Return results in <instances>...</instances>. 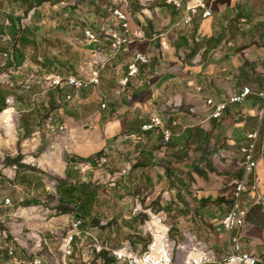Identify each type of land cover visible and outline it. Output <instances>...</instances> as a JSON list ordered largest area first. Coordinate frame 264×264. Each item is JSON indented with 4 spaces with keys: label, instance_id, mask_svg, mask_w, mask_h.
<instances>
[{
    "label": "crops",
    "instance_id": "crops-1",
    "mask_svg": "<svg viewBox=\"0 0 264 264\" xmlns=\"http://www.w3.org/2000/svg\"><path fill=\"white\" fill-rule=\"evenodd\" d=\"M122 1L126 5L115 9L129 16L132 31L143 33V39L132 45V54L143 53L150 64L140 67L139 76L120 95V81L129 74L132 54L114 57L110 51L108 34L122 31L113 17L114 8L104 6L105 24H95L92 12L86 15L87 21L79 17L84 22L79 25L73 18L82 13L73 0H0V110H9L7 117H0V139L13 150L9 158L22 157L19 165H7L8 158L0 160V254L7 259L3 264L12 261L10 241L18 242L23 236L21 221L25 226L42 227L40 239L51 250V238L62 236L63 226L68 228L75 219L83 221L82 229H94L99 234L95 222L102 217L100 224L107 230H116L118 218L120 222L137 220L144 214L150 218L152 209L145 210L142 204L141 213L132 216L134 206L141 203L136 190L147 189L148 202L159 195L162 201L179 202L181 197L174 195L167 180L170 170L161 169L156 161L159 156L168 161L187 156V161L191 150L202 160L207 152L206 133L212 127L214 144L223 148L220 155H238L239 162L246 135L258 134L256 174L264 195V119H260L263 109L259 97L264 89V0H203L211 17L203 19L198 11L190 29L181 24L185 12L175 10L166 0H138L137 8L130 7L128 0ZM86 31L100 37L101 44L90 43ZM161 34L166 36V51L161 48ZM104 47L108 54L101 52ZM17 50L21 56L17 57ZM97 57L104 64V71L98 73ZM18 59H23L22 65L17 66ZM96 74L101 84L82 91L40 84L52 77L87 79ZM196 88H200L199 94ZM244 88L252 94L243 105H228L221 120L211 119L213 111L205 106L206 100L223 104ZM70 96L72 102L68 101ZM8 99L15 100L11 108ZM163 110L172 113L164 118ZM157 116L164 129L172 133L171 147L164 152L157 148L161 129L142 131ZM48 120L56 133L46 129ZM102 156L108 158V171L96 167ZM77 160L90 162L94 170L80 173L73 167ZM191 164L185 163L191 179L197 180L191 187L197 191L192 200L201 208L195 212L203 210L204 220L217 225L212 230L211 224L201 227L197 240L222 259L229 252L230 236L238 235L244 251L261 257L260 264H264L263 206L249 203L244 224L231 234L220 227L231 210L241 168L220 174L200 167L207 174L205 180L197 176V168ZM126 167H130L128 175L109 179ZM127 190L129 195L120 198ZM7 199L11 204H6ZM224 205L229 211L218 214ZM160 215L167 221L164 213ZM140 228L142 232L134 231L139 238L133 244L127 242L142 253L150 240L143 244V237L149 234ZM184 233L171 237L170 232V237L182 243ZM111 237L109 234L103 239L112 246L122 242L117 244ZM78 247L75 244L76 252ZM106 264L118 263L107 259Z\"/></svg>",
    "mask_w": 264,
    "mask_h": 264
},
{
    "label": "built area",
    "instance_id": "built-area-1",
    "mask_svg": "<svg viewBox=\"0 0 264 264\" xmlns=\"http://www.w3.org/2000/svg\"><path fill=\"white\" fill-rule=\"evenodd\" d=\"M166 3L177 11L185 12V17L181 24L186 29L192 27L193 19L197 16L198 11L202 12L201 16L203 19L211 17V12L206 8L203 0H166ZM113 12L116 23L120 24L122 31L108 34L110 51L114 57L132 54V45L136 41L143 39V33L141 31L136 33L132 31L131 19L124 11L116 9ZM165 37L164 34H161L159 37L163 51L168 49L164 42ZM86 38L92 44H101V38L96 36L92 31H86ZM149 64V58L144 56L143 53L135 52L132 54L129 74L120 81V95L124 94L130 83L139 76L140 67L148 66ZM40 84L50 89L69 87L82 91L90 87H98L101 81L100 76L96 74L87 79L52 77L45 79ZM200 91V88H196L197 94ZM251 94L252 92L249 88H244L241 93L232 95L226 103L215 104L212 99H208L205 101V106L213 111L211 119L221 120L228 105H243ZM259 97L263 109L260 119L263 120L264 89ZM73 99L72 96L68 97L69 102H72ZM14 104V99L7 100V105L10 108ZM8 111L0 110V116L7 114ZM191 113L195 114L197 112L196 110H191ZM45 127L48 131L56 133V128L52 125L51 120L46 122ZM155 129H161L163 131L165 142L171 140L172 133L164 129L163 122L158 116L152 117L150 122L142 127L143 132H152ZM246 141L247 144L241 146L239 149V154L242 159L239 165L242 173L241 177L235 181L233 204L231 210L221 220L222 229L227 234H231L244 224L249 203L264 207V195L259 190V178L256 174L258 160L255 154L258 134L251 133L246 135ZM261 159L264 161V153ZM73 167L80 173L85 174L94 170L95 165L90 162L77 160L73 163ZM96 167L97 169L108 171L110 168L108 158L102 156L97 162ZM129 172L130 167H126L119 174H110L112 177H109V179L114 181V176H126ZM108 175L109 173L106 176L108 177ZM251 176H254L253 180ZM6 204H11V199H7ZM141 211V203L138 202L132 210V216H137ZM166 222V219L160 214L155 215L150 213L149 221H145L143 230L151 236V240L146 250L139 253L134 250L129 242H121L118 246H112L109 241L103 240L94 229H82L83 221L81 219H75L71 222L68 230L61 236L60 259L55 260L52 264H74L76 261H82L84 264H106L107 259H113L118 264H260L262 262L261 257L244 251L243 244L238 235L230 236L228 254L222 259H217L210 248L190 235L185 236L186 240L182 243L174 242L170 237L172 226L167 225ZM75 244H78V246L81 244L79 256L75 251ZM13 254L14 252L11 251V255ZM179 255L182 256L181 261H179ZM24 264L48 263L42 258L34 257Z\"/></svg>",
    "mask_w": 264,
    "mask_h": 264
},
{
    "label": "rangeland",
    "instance_id": "rangeland-1",
    "mask_svg": "<svg viewBox=\"0 0 264 264\" xmlns=\"http://www.w3.org/2000/svg\"><path fill=\"white\" fill-rule=\"evenodd\" d=\"M128 3L130 4V7H133V8H137L139 6L138 0H128ZM73 5L76 7V9H80L82 13L81 15H78V14L75 15V18H73V21L75 23L78 22L77 24L79 25L84 24V22L80 20L79 17L81 19L84 18V20L87 21L86 15H88V13L93 12L95 13V24L100 25L102 23L104 24L107 23L105 21L107 19H105L106 17L103 14L106 11L103 9L104 6L108 5L115 9V8H119L120 6H123L126 4H124L122 0H73ZM79 7L85 8V12L82 8H79ZM113 15H114V12H113ZM106 50L107 48L104 47L102 48L101 52H103L104 54H108ZM103 67H104L103 62L99 59V57H97L95 61V72L98 73L99 71H104ZM182 110L181 112H185V113L191 112L190 110H184V109ZM171 113L172 112L168 110L162 111L164 118H166L165 116L167 114H171ZM0 133H1V130H0ZM207 133L206 135H209V136H207V140H206L207 143L204 144V149H206L207 152H206V157L203 158L202 160H200V156H199V153H197V151L192 152L193 150H191L190 155H189L190 158H188L189 160H187L188 162L184 160L185 158L187 159V156H180L178 158L174 157L172 159H169V161L164 158L165 156H159L158 160L156 161L158 163V166L161 169L170 170L169 177L167 180L171 182V186H173L174 188L173 190L174 195L176 197L178 196L181 197V199L179 198V202L177 201V202L171 203L170 201L168 202L162 201L161 195H159L158 199H154L152 202H148L147 197L150 196V192L146 194L148 191L147 189H139V190H136L134 193L135 195L140 196L139 199L145 210L151 208L153 214L158 215L160 213H164L167 216L166 224L169 226H172L171 237L181 235L185 232L184 233L185 236L190 235L191 237L196 238V234H198V230L201 227H205L211 224V223L206 222V220H204V217H206V215L203 210H198L199 213L197 212V214L195 212L197 208L199 209L200 207L196 205L192 200V198H195V196H197V191L192 190L191 187L193 186L194 183L197 184V182H194L195 180L191 179V176L185 167V163H193L191 165L195 166L197 168V171L201 170L199 169L200 167L207 168V169L209 168L220 174L222 173L230 174L233 171L236 172L237 169L240 167L238 163L239 162L238 155L236 156V158L233 157L234 155L230 157H227V156L222 157L220 155V152L223 148L218 147L213 142V141H216L213 138L214 137L213 127ZM209 133H213V134L210 135ZM160 135L161 136L158 138L157 148L164 152L166 151V148L171 147V140L169 143L165 141L160 142L162 138L164 140L163 134H160ZM7 140L8 138L6 135V142ZM14 145L16 149L17 142H14ZM226 151L231 152L229 148H227ZM12 152L13 150L6 147L5 139L4 140L0 139V160L3 159L4 161H6V159L10 157ZM191 161H194V162H191ZM200 162H204V165L198 164ZM163 175L164 173H162L161 175L162 178L166 179L165 176ZM197 176L200 177L199 174ZM125 195H129V190H127L126 193L119 195V196L120 198H122ZM130 195H133V194L130 192ZM188 198H191V199L189 200ZM183 199H185V201L182 202ZM192 205L195 206L196 209H194L195 207H193ZM224 206L220 208L219 206L216 207L217 209L219 208L217 211L218 214H225L227 211H229L230 208L226 205ZM60 207H64V206H60ZM212 211H214V209H212ZM216 218H219V215ZM101 219L95 222L97 231L99 232L100 235L103 236V238L104 236H107L110 234L112 236L111 239L114 240L117 244L120 243L121 241L127 242V240L130 241L131 244H133V242H135V238H139L138 236L134 234V231L142 232V229L141 228L139 229V227L144 226L145 221H149V218L146 214L141 216V218H137V220H123L120 222V218H118L116 221L117 227L115 226L116 230H112V229L107 230L106 229L107 226H103L102 224H100ZM25 223H26L25 221H21L19 223L20 226L23 227V236L19 238L18 242L10 241L9 243V246L10 247L12 246L14 249V254L9 255V257L12 259L10 264H24L28 260H32L34 257L42 258L48 264H52L55 260H59L61 257V251H60L61 244H62L61 236L57 238L51 236L52 240L49 242L54 243V245L52 246L50 250L48 247L45 246V242L42 241V238L40 239V236H39V233L41 232L42 234H44L43 233L44 229L38 226L37 224H33L31 226H25ZM215 227H217V225L215 226L212 223L210 230L214 229ZM4 229H6V227H4ZM66 230H68L67 226H63L62 233L64 234ZM184 238L186 240V237ZM142 240H143V244L147 245L149 240H151V236L146 235L143 237ZM80 246L81 244L78 247L79 248L78 252H76L78 256L80 255V249H81ZM0 250H3V249L0 248ZM181 259H182V256L179 255V261H181ZM3 263H7V259H5V254H2L1 252L0 264H3ZM78 264H84V263L82 261H79Z\"/></svg>",
    "mask_w": 264,
    "mask_h": 264
},
{
    "label": "trees",
    "instance_id": "trees-1",
    "mask_svg": "<svg viewBox=\"0 0 264 264\" xmlns=\"http://www.w3.org/2000/svg\"><path fill=\"white\" fill-rule=\"evenodd\" d=\"M18 53V54H17ZM16 54H17V57H18V55L19 56H21L22 55V52H18V50L16 51ZM20 59V58H19ZM18 59V62H17V66H19V65H22L23 64V59L22 60H19ZM21 160H22V157H20L18 160H12L11 158H8L7 159V165H14V164H20V162H21ZM200 175V177L201 178H203V179H205V180H207V174L206 173H204V172H202V171H200V170H198V173H197V175ZM194 182H197V180H195Z\"/></svg>",
    "mask_w": 264,
    "mask_h": 264
},
{
    "label": "bare ground",
    "instance_id": "bare-ground-1",
    "mask_svg": "<svg viewBox=\"0 0 264 264\" xmlns=\"http://www.w3.org/2000/svg\"><path fill=\"white\" fill-rule=\"evenodd\" d=\"M8 112H9V111H8ZM7 114H8V113H7ZM7 114H3V115H6L5 117H7ZM3 115H2V116H3ZM0 117H1V116H0ZM3 121H4V120H3ZM4 122H5L6 125L9 124V121H4Z\"/></svg>",
    "mask_w": 264,
    "mask_h": 264
}]
</instances>
